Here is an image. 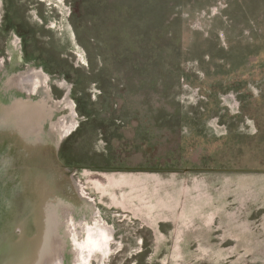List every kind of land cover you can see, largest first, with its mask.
I'll list each match as a JSON object with an SVG mask.
<instances>
[{
  "label": "rangeland",
  "instance_id": "1",
  "mask_svg": "<svg viewBox=\"0 0 264 264\" xmlns=\"http://www.w3.org/2000/svg\"><path fill=\"white\" fill-rule=\"evenodd\" d=\"M1 2L0 108L49 116L34 163L0 154V201L21 211L0 264L17 221L33 232L25 171L56 179L80 240L86 219L112 228L89 264H264V0ZM34 69L43 85L14 83Z\"/></svg>",
  "mask_w": 264,
  "mask_h": 264
},
{
  "label": "bare ground",
  "instance_id": "2",
  "mask_svg": "<svg viewBox=\"0 0 264 264\" xmlns=\"http://www.w3.org/2000/svg\"><path fill=\"white\" fill-rule=\"evenodd\" d=\"M38 82V79L30 81L29 84L33 91ZM14 83L16 85H24L20 80H15ZM18 105L20 107L23 105L22 100H17L11 107L2 106L0 108V154L2 155V151H6L4 154L8 155H6L7 157L3 160V162L8 161L6 163H10L13 160L12 157L15 159V161H13L16 162V164L18 163L17 159L13 156L18 150L21 151L19 153V161L23 163L22 156L27 155L26 153L23 155L25 150H23L25 145L24 142L31 141L32 138H36V135L42 132L43 124L49 116L46 107L43 108L40 104H34L35 107L30 112L25 110V107H23L24 111H19ZM71 109H73V107ZM73 128L74 127H71L70 129L67 127L64 129L63 127L60 131V140L58 143L61 142ZM58 143H56V148H58ZM31 150H33V148L29 149L28 152L30 153ZM28 155L25 157L28 163L26 162L25 164L31 165L35 161ZM26 170L28 169L26 168ZM32 173H29V171H25V175L21 172L19 173V178L24 184V179H30L28 180L30 182V184H27L28 187H26L25 184V195L27 204L30 205L28 216H31V224H33L32 227L34 228L31 230L33 232L27 235L29 221H25L26 219L23 221L20 219V222L17 221V224L13 226V231L15 232L16 229L22 230V234L18 237H16L15 234H11L12 238L13 236L16 238L11 241V246L9 248L16 258L15 264H62L63 254L68 246V241L72 243L73 249L71 252L74 256V264H89L94 257L97 258L98 254L102 257L100 258L101 260L106 259L109 256L110 245L113 239L112 228L101 218H97L92 222H87L86 220L88 219L85 221L82 220L84 222L81 223V230L84 233V238L80 240L76 234L73 222L68 215L69 212L74 209V205L66 203L58 198L57 189L52 188L56 179L52 180L47 174L45 176L44 174L38 173H36L34 177L35 173ZM28 174L32 175L29 177ZM67 178L68 175L65 173L60 175L59 181H61V186H65ZM6 206L5 200L2 203L0 201V223L6 222V220L10 219L12 216L16 218V214L21 213V211L13 209H11V211V207L7 206L8 210L6 214H2V208ZM15 221L16 219L13 222Z\"/></svg>",
  "mask_w": 264,
  "mask_h": 264
},
{
  "label": "flooded vegetation",
  "instance_id": "3",
  "mask_svg": "<svg viewBox=\"0 0 264 264\" xmlns=\"http://www.w3.org/2000/svg\"><path fill=\"white\" fill-rule=\"evenodd\" d=\"M1 0H0V6H1ZM42 78V77H41ZM36 79H38L39 80V82L41 83V85H43L44 84V82L41 80V79H39L38 78V74H37V72H36V69H34V70H32L30 73H26V74H24V75H22V74H20V75H17V76H15L14 78H13V80L15 81H17V80H20L22 83H24V85L27 83V84H29L30 83V81L31 80H36ZM37 85V84H36ZM22 106L20 107L19 105H18V107H19V111H24L23 110V107H25L26 109L25 110H27L28 112H30V111H32L33 110V108L35 107V105H33V106H27V105H25L23 102H22ZM42 107L43 108H45V106L44 105H42ZM32 117V116H31ZM33 118V117H32Z\"/></svg>",
  "mask_w": 264,
  "mask_h": 264
},
{
  "label": "crops",
  "instance_id": "4",
  "mask_svg": "<svg viewBox=\"0 0 264 264\" xmlns=\"http://www.w3.org/2000/svg\"><path fill=\"white\" fill-rule=\"evenodd\" d=\"M38 85V84H37Z\"/></svg>",
  "mask_w": 264,
  "mask_h": 264
}]
</instances>
